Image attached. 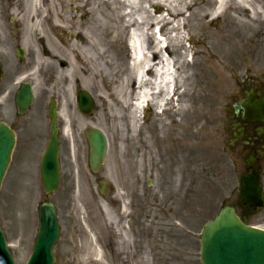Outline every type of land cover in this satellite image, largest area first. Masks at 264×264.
I'll use <instances>...</instances> for the list:
<instances>
[{"label":"rangeland","instance_id":"374dc122","mask_svg":"<svg viewBox=\"0 0 264 264\" xmlns=\"http://www.w3.org/2000/svg\"><path fill=\"white\" fill-rule=\"evenodd\" d=\"M216 1L184 0L182 18L159 25L179 87L177 101H170L159 113L161 109L153 100V106L137 113L134 123L130 108L122 111L112 93L130 74L131 63L120 0H55L60 14L58 30L52 29L47 8L38 11V24L31 18L27 23L17 22L20 11L6 6L14 2L0 0V35L21 36L28 51L31 46L27 42L33 36L41 37L50 52V57L39 59L48 79H35L33 108L39 122L24 120L28 125L0 188V230L15 264H25L31 253L37 208L46 200L54 204L60 228L54 264H199L202 225L222 205H236L237 176L244 172L239 149L227 148V106L238 97L247 78L264 75V29L230 26L228 10L215 19L211 13ZM166 14L160 12L163 17ZM154 28L149 31L152 47L156 43ZM176 36L180 42L174 51ZM186 40L189 48L184 45ZM88 43L95 45L93 55ZM71 46L87 61L82 67L71 65ZM59 61L66 63L65 67H60ZM104 73L110 76L104 78ZM74 77L94 101L95 112L90 118L73 111L70 90ZM52 95L66 119L59 156L60 186L45 199L38 163L47 121L39 108ZM11 110V105L0 109V119L7 124H11ZM87 128L100 130L107 141L105 163L97 177L87 169L88 148L83 136ZM98 177L108 183L109 192L103 200L97 193ZM132 196L135 209L130 230L137 235L133 240L117 233L122 228L120 222L117 228L113 225L116 214L119 216L118 206H128ZM261 217H250L248 224L262 227ZM100 236L112 247L100 246ZM86 244L97 250L99 257L89 254Z\"/></svg>","mask_w":264,"mask_h":264},{"label":"water","instance_id":"95a60500","mask_svg":"<svg viewBox=\"0 0 264 264\" xmlns=\"http://www.w3.org/2000/svg\"><path fill=\"white\" fill-rule=\"evenodd\" d=\"M30 95L27 101L30 102ZM78 109L84 115H89L92 102L86 93L78 95ZM245 115L252 120L264 121V101L260 105L241 106ZM90 146L89 165L96 172L104 161L106 142L103 135L95 130L85 131ZM13 145V134L0 124V183L6 170ZM58 142L53 131L40 164L41 184L44 192L49 195L56 191L58 176ZM251 166V161L247 162ZM243 204L255 211L264 202L258 177L251 173L250 178L241 180V195ZM58 237L55 212L52 204L46 203L39 208V230L32 254L27 264H53L51 249ZM201 264H264V233L244 227L235 216L234 210H220L214 221L207 223L200 238ZM0 264H13L5 248V242L0 233Z\"/></svg>","mask_w":264,"mask_h":264},{"label":"bare ground","instance_id":"6f19581e","mask_svg":"<svg viewBox=\"0 0 264 264\" xmlns=\"http://www.w3.org/2000/svg\"><path fill=\"white\" fill-rule=\"evenodd\" d=\"M61 1L63 2V0ZM17 2L21 10L19 14L21 22L24 23L31 18L35 22L34 24L40 23L38 19L41 15H37V13L39 10L47 8L52 29H59L60 14L57 11L55 0H17ZM120 2L123 5L121 16L127 20L122 30H126L130 38L131 63L129 64L130 74L128 77L122 78L121 84L112 92L113 101L122 111L130 108L132 120L136 123L137 113L143 109L144 105L148 106V103L153 100H156L155 105L158 107L164 104L169 84L175 79L174 72H171L170 69L168 45L165 50L158 44L152 47L149 31L154 26L168 25L178 18H182L185 3L184 0H120ZM162 10L167 13L165 17L160 15ZM225 10L231 12L226 14L230 26L248 28L257 25L264 29V0H217L211 16L219 19L226 12ZM185 22L188 23V21ZM261 34L264 38V31H261ZM60 42L62 41L58 40V43ZM179 42L180 38L176 36L174 45H172L174 51ZM162 44L166 45V42L163 41ZM94 47V44L88 43V51H91V55L95 53ZM79 59L81 58L79 57ZM73 68L76 69L77 64H74ZM105 74L107 73H104V76ZM107 75L106 77L110 76L109 73ZM68 77L70 78V72ZM70 97L72 98V89ZM106 98H110V96ZM71 103L73 105V100ZM61 116H65L64 110L61 111ZM130 128L133 130V123ZM85 249L89 254L99 257V252L91 249L88 244L85 245Z\"/></svg>","mask_w":264,"mask_h":264},{"label":"flooded vegetation","instance_id":"af4514ba","mask_svg":"<svg viewBox=\"0 0 264 264\" xmlns=\"http://www.w3.org/2000/svg\"><path fill=\"white\" fill-rule=\"evenodd\" d=\"M6 39H10L5 41L2 37H0V109L4 105H11V124H9L10 128H12L16 134L17 143L19 142L20 135L24 131V127L28 125L24 120H28V122H39L38 114L34 110V104L31 108H29L27 114L25 116L18 115L16 109V95L23 83H28L31 86L30 76L38 70L37 60L35 57V50L36 54L38 53V42L30 43L31 49L27 51L26 54H22L21 57H18L17 48H23L21 37L20 36H12L6 37ZM40 77L44 81L48 79V74L45 71H40ZM29 80V81H28ZM32 87V86H31ZM245 92H252L253 97L257 98V95H264V78L262 77H249L246 81L242 84L241 91L239 95L244 94ZM43 116L44 114V107L41 109L39 108V112ZM41 116V117H42ZM241 122L239 119L234 118L231 121L232 124ZM230 123L229 132L233 137L234 131H232V124ZM242 125H245V133L246 136L243 138V141L237 142V144L241 145L242 152L248 151L250 153L252 150L257 151L264 145V133L261 136H256L254 130L259 127V124H245L241 122ZM237 132V130H235ZM247 141V145H243L242 143ZM264 161H259V166L261 168V175H262V167L261 163ZM262 219H264V212L262 214ZM123 223L121 218H118L116 223ZM134 226V224L132 225Z\"/></svg>","mask_w":264,"mask_h":264}]
</instances>
